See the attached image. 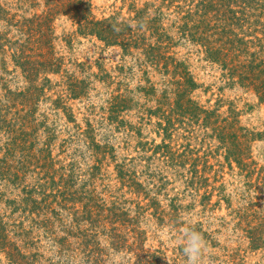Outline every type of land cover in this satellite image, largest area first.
<instances>
[{
  "label": "rangeland",
  "instance_id": "1",
  "mask_svg": "<svg viewBox=\"0 0 264 264\" xmlns=\"http://www.w3.org/2000/svg\"><path fill=\"white\" fill-rule=\"evenodd\" d=\"M200 1L0 0V264H186V228L206 241L200 264H264V95L179 44L166 56L196 84L189 99L219 117L159 126L176 79L143 50ZM189 137L192 156L173 162Z\"/></svg>",
  "mask_w": 264,
  "mask_h": 264
},
{
  "label": "trees",
  "instance_id": "2",
  "mask_svg": "<svg viewBox=\"0 0 264 264\" xmlns=\"http://www.w3.org/2000/svg\"><path fill=\"white\" fill-rule=\"evenodd\" d=\"M112 20H115V18ZM155 21L156 19L152 20V22ZM178 22L179 25L174 35L167 36L165 34L156 33V35H158L157 43L159 46L143 50L154 66L163 63L164 68L168 71V65L170 62L172 63V70L167 74H172V78L176 79L174 82L176 86V100L175 105L170 108L168 114L161 111L165 126H163L162 123H159V126L162 127L165 133L173 129L174 116L175 118H181V124L184 122V118H187V122L190 123L194 119L197 120L201 118L204 114L205 119L213 115L216 118L219 117L215 115V111L207 112L201 109L197 103L189 99V94L197 87L196 84L193 82L189 73L185 72V68L181 63L177 62L173 57L166 56L169 50L177 47L179 44L188 43L192 44L194 47H201L202 50L198 49L196 51L198 55L203 54L204 60L213 64H218L226 71L223 77L228 79L227 86H241L243 89L245 88V90L253 88L256 93L264 95V78H262L264 77V46L262 45L264 38H257V51L245 52L243 49V47H246L251 42L244 41L245 37L255 36V30H257L255 28L260 27L264 30V0H202L197 3L193 9L187 10L186 16L182 17ZM144 24H147V22ZM119 25H117L118 28L120 27ZM81 27L88 32H90L91 27H93L92 31L97 35H99L101 29L98 28L97 23L93 22H86ZM159 29H161V27ZM103 30L106 32V42L112 41L111 43H114L121 37V33L116 32L111 26H107L103 28ZM133 36L134 35H129V37L124 38L121 45L125 48H129L131 44L136 45L139 38L136 35L137 39L133 40ZM253 46L256 47L254 44ZM21 58L23 57L20 56L18 59ZM20 65L21 67H25L29 64L27 62H22ZM70 91H75V89ZM176 121H178L177 118ZM216 131H218V127ZM220 132L222 133L223 131ZM90 139V142L93 143V139ZM187 139L189 140V144L180 146L184 148L183 152L176 155L179 150L177 149L175 152L171 153L170 159L173 162H185L182 158H185L187 152L190 154V157L192 156L193 150L190 149V141L192 138L189 137ZM164 148L166 149L164 154L170 157L168 151L169 145H164ZM87 151H90V153L93 152L95 156H101L98 158V164H102L105 159V153L101 151L99 145H93L91 148H88ZM199 160V157L193 160V165L197 166ZM129 185H134L135 188L140 187L138 183H134L133 181ZM63 201L66 202L67 200L63 198ZM112 206L113 208L109 209L108 212L111 213L112 211L111 220L116 222L121 215L116 216L115 213H113V210H118L116 202H113ZM90 215L91 211L85 208L84 217L85 221H88V223H90ZM76 222L79 221L76 219ZM114 222L112 221V223ZM78 228L80 227H77V229ZM59 245L65 250L71 247V244H67L64 240L59 243ZM85 245L86 244H79V246L83 247H85ZM16 255H18V251ZM11 260H14L13 262L16 263L18 258L16 260L15 258Z\"/></svg>",
  "mask_w": 264,
  "mask_h": 264
},
{
  "label": "clouds",
  "instance_id": "3",
  "mask_svg": "<svg viewBox=\"0 0 264 264\" xmlns=\"http://www.w3.org/2000/svg\"><path fill=\"white\" fill-rule=\"evenodd\" d=\"M115 31L120 29L116 24L113 25ZM206 248V241L203 235L195 230V228L184 229L183 235V255L186 258V264H200L202 253ZM168 264L171 262L165 257Z\"/></svg>",
  "mask_w": 264,
  "mask_h": 264
}]
</instances>
